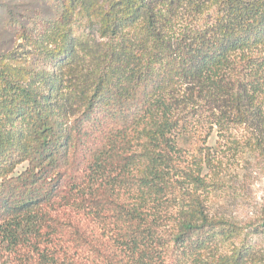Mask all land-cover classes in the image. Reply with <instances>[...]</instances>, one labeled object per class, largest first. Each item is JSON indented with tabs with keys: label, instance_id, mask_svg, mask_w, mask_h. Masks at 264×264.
<instances>
[{
	"label": "trees",
	"instance_id": "trees-1",
	"mask_svg": "<svg viewBox=\"0 0 264 264\" xmlns=\"http://www.w3.org/2000/svg\"><path fill=\"white\" fill-rule=\"evenodd\" d=\"M54 5L0 53V264H264V212L209 210L264 161V0Z\"/></svg>",
	"mask_w": 264,
	"mask_h": 264
},
{
	"label": "rangeland",
	"instance_id": "rangeland-1",
	"mask_svg": "<svg viewBox=\"0 0 264 264\" xmlns=\"http://www.w3.org/2000/svg\"><path fill=\"white\" fill-rule=\"evenodd\" d=\"M55 1L0 0V53L16 52L23 65L34 62L30 49L17 38L11 24L16 20H24L25 15L41 13L45 17L51 16L55 10ZM208 145L223 153L224 149H221L216 133L210 137ZM186 147L187 152H198L195 140H191ZM222 166L221 189L212 199L209 210L213 215L239 222L257 221L264 212V161L253 155L236 157L232 154L224 157ZM252 241L264 246V233L253 236Z\"/></svg>",
	"mask_w": 264,
	"mask_h": 264
}]
</instances>
